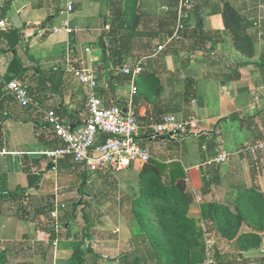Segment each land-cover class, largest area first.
<instances>
[{"label":"crops","instance_id":"crops-1","mask_svg":"<svg viewBox=\"0 0 264 264\" xmlns=\"http://www.w3.org/2000/svg\"><path fill=\"white\" fill-rule=\"evenodd\" d=\"M62 1L64 4L61 0H11L7 6L8 0H0V23H4L0 26V247H21V255L22 243L30 241L31 248L38 250L34 255L39 257L37 252L43 250L46 264L55 251L50 247L53 242L61 248L53 262L64 258L61 264L74 254L69 244L77 246L92 238L95 264H157L133 213L141 196L142 170L132 167L141 164L130 166L113 181L101 174L96 179L89 176L92 173L86 166L72 157L60 158L54 171L46 153L62 143L44 114L23 108L7 85L11 81L28 85L31 97L43 110L57 111L76 129L89 119V91L66 69L67 61L96 69L100 81L96 95L108 106L134 111L141 127L140 143L147 147L156 144L155 149L150 148L152 158L169 173L182 165L187 191L193 197L189 215L206 230L203 206L212 201L231 204L239 189L259 192L264 184V177L250 167H263L264 153L249 161L237 155L245 145L264 139V23L259 20L264 16V0H192L190 19L184 20L185 30L179 34L182 0H138L136 5L134 0H74L72 9ZM225 14L231 16L229 24ZM237 15L240 37L252 39L250 57L235 43ZM137 69L141 72L134 76ZM148 75L159 82H150ZM165 115L194 124L196 138L152 139L149 126ZM232 116L237 119L228 120ZM167 140L176 145L181 140L184 147L167 144L162 152L159 142ZM195 143L198 149L188 148ZM224 150L234 154L231 161L238 160L240 174L251 171L249 179H238L231 170L224 174L226 166L212 163ZM202 173L209 175L211 187L204 186ZM81 183L95 184L96 225L77 229L87 233L82 240L73 237L74 243L62 242L61 229L73 230L71 224L79 209L69 212L61 196H73L82 208L92 199L90 195L84 202L79 196L85 195L78 187ZM56 202H61V210L65 208L57 219L52 216ZM217 250L222 254L221 264H264V245L240 255L236 242L220 240ZM86 260L89 264L87 255Z\"/></svg>","mask_w":264,"mask_h":264},{"label":"trees","instance_id":"trees-1","mask_svg":"<svg viewBox=\"0 0 264 264\" xmlns=\"http://www.w3.org/2000/svg\"><path fill=\"white\" fill-rule=\"evenodd\" d=\"M137 2L138 0H134L135 5ZM6 4L10 6L11 0ZM225 15L226 24H229L231 16ZM238 17L240 16L237 15V19ZM237 19L235 43L250 57L253 53L252 39L248 35L240 37L241 25ZM231 27L234 28L233 24ZM148 80L159 82L156 76L151 75H148ZM153 90L154 88L151 92ZM236 119V116H232L228 120ZM108 138L109 136L104 135L101 141ZM186 179L182 165L178 164L169 173L168 168L155 158L144 165L139 175L140 201L143 200V203L137 204L133 213L152 247L157 264H200L204 261L206 264V236L213 232L220 240L236 242V251L240 255L261 248L264 194L253 189H239L231 204H219L215 201L207 203L202 207L205 230L204 226L189 215L193 197L187 191ZM211 185L209 175L204 174V186L207 188ZM86 254L83 243L80 242L69 263L87 264ZM221 255L220 250H216L218 264H221ZM0 264H10L1 250Z\"/></svg>","mask_w":264,"mask_h":264},{"label":"built area","instance_id":"built-area-1","mask_svg":"<svg viewBox=\"0 0 264 264\" xmlns=\"http://www.w3.org/2000/svg\"><path fill=\"white\" fill-rule=\"evenodd\" d=\"M68 9L73 8L74 0H65ZM191 0H182L179 7V23L176 33L185 30L184 20L190 19V12L193 10ZM4 27V23H0ZM67 31L72 32L69 27ZM89 51V50H88ZM70 72L89 91L88 110L89 119L81 126L73 129L55 110H43L40 104L31 97L28 85L18 81H11L7 85V90L14 96L23 108H32L44 117L58 141L62 146L55 151L46 153L53 161V170H57L59 159L62 157H72L73 160L86 166L91 173L101 175L117 176L122 171L132 165H145L152 158L151 150L143 146L139 141L140 125L134 111L124 109L119 105L108 106L104 100L96 95L100 81L98 72L94 68L77 67L68 60ZM141 69L134 71L136 76ZM125 74H131L129 69H124ZM152 139H159L162 136L176 138L189 136L196 129L194 124L181 121L175 115H165L158 122H153L149 128ZM104 135L109 138L102 142ZM264 153V141L245 145L237 154L243 155L245 161L257 160L259 155ZM234 154L221 151L212 163L224 164L231 161ZM60 207L56 206L53 218L59 217ZM206 264H218L216 261V242L209 235L206 239Z\"/></svg>","mask_w":264,"mask_h":264},{"label":"rangeland","instance_id":"rangeland-1","mask_svg":"<svg viewBox=\"0 0 264 264\" xmlns=\"http://www.w3.org/2000/svg\"><path fill=\"white\" fill-rule=\"evenodd\" d=\"M192 1V0H191ZM61 2L63 3V1L61 0ZM64 4V3H63ZM264 13V12H263ZM260 21H261V23H264V16H263V18H261V19H259ZM263 32H264V30H263ZM263 35H264V33H263ZM242 63V62H241ZM66 69H68V71L70 70V65H68V61H67V66H66ZM194 133H197V131H195ZM167 136V135H166ZM196 136L197 135H194V134H190L189 136H186V137H182L183 139H181V140H185V139H190L191 137L192 138H196ZM162 137H165V135L164 136H162ZM180 138V137H179ZM180 140V142L176 145V143L175 142H171V141H169V140H167V141H165V142H159V143H161L160 144V147H161V149H162V152H164L165 151V148H166V146H167V144L169 145V146H171V147H176V148H182V147H184V145L182 144L183 142ZM157 141V140H156ZM260 141H264V139L263 140H260ZM258 141H256L255 143H257ZM188 145V144H187ZM156 144H153V145H150V147L149 148H151V149H155L156 147ZM197 147H199L198 146V144L197 143H195L194 145H190L188 148H191V149H196ZM150 149V150H151ZM198 149V148H197ZM158 151H160V150H158ZM197 151H199V150H197ZM152 153V152H151ZM238 153V152H237ZM238 155V154H237ZM198 158H199V161H201V156H198ZM239 159V158H238ZM221 168H222V166H226V169L224 170V174H229V170H231L232 171V173L233 172H235V174H236V177L239 179V178H244L245 179V177H247V179H249L248 177L252 174L251 173V171H256V175H262L263 177H264V166L262 167V165H260V166H256L255 168L252 166V164H250V167H252L251 168V171H248V172H246V174L243 172L242 174H240V169H241V165H240V163L238 162V160L237 159H233L230 163H228V164H222V165H219ZM144 168V166L143 165H138V166H134V167H132V169L133 170H136V171H140V170H142ZM86 169H87V171L88 172H90L89 170H88V168L86 167ZM259 170V171H258ZM237 172V173H236ZM100 173H97V174H89V176L91 175V176H94V178L96 179L97 177V175H99ZM102 177H104V179H112V181H113V179H116V178H118L119 177V179L122 177V174H118L117 176H112V175H101ZM202 176H204V173H202ZM210 177L212 178L213 177V174L211 173L210 174ZM100 178V177H99ZM102 179V178H101ZM106 182H111V180L110 181H106ZM121 183H123V182H121ZM69 186V185H68ZM81 186H83V187H81ZM104 186V185H103ZM108 186L109 185H105L104 187L105 188H108ZM111 186V185H110ZM227 186V185H226ZM80 189H82L83 190V194H85V195H82L81 193H80V195L76 192V190H75V195L76 196H83L84 198H85V200H84V202H87V199H88V197L91 195V201L89 202V206H87L86 208L85 207H81V205H80V201H75V199H74V197L73 196H70V195H63V196H61V199H60V201H64L66 204H67V206H68V211L69 212H73V209H75V208H77V209H79V215L78 216H76L75 217V219H74V221H73V224H71V226H73V230H70V231H62V229H61V231H60V233H61V235L62 236H64L63 238H64V240L62 241V242H65V241H69V243H74L75 241L73 240V237H75L76 239H80V240H82V238L84 237L83 236V234H84V230H82V231H80V232H78L77 231V229H85V228H87V226L89 225V224H92V226L95 224V221H96V219H97V212H95L94 211V207H93V205H94V203H95V201H96V199H95V194H93V192H94V187H95V184H90V186L89 185H82V183L78 186ZM91 187V188H90ZM203 191H204V189H203ZM259 191V193H261V194H264L263 193V191H264V184L263 185H261V187H260V189L258 190ZM113 194H114V199L115 200H117V203H118V199H119V190H118V188H115L114 189V191H113ZM120 195H121V190H120ZM93 199H94V203H93ZM137 204H142L143 203V200L142 201H140V199H137ZM56 203H58L57 204V206H59L60 207V205H61V202H56ZM120 203V202H119ZM118 206V205H117ZM80 207V208H79ZM118 207H121V204L118 206ZM62 209V208H61ZM60 209V211H59V216H60V212H61V215L63 216L64 215V212H62L63 210H65V208H63V210H61ZM54 211H55V207H54V209H53ZM54 211H53V213H54ZM53 213H52V215H53ZM57 221H60L59 219L57 220ZM60 223V222H59ZM64 225H65V223H63ZM96 225V224H95ZM209 225V224H208ZM209 227H211V226H209ZM91 232H93L92 230H91ZM137 233V231L135 232V235H137L136 234ZM214 233V232H213ZM207 234V236L209 235L210 237H212L213 238V241L214 242H216V245H218V243H219V241H220V237L219 236H216V235H214V234ZM206 236V237H207ZM262 236H263V244H262V246L264 245V232L262 233ZM56 238H57V235H56ZM87 239V238H86ZM35 241H32V244L34 243ZM55 242V245H57V242L56 241H54ZM82 243H83V249L87 252V259H88V263L89 264H95V260L97 259L96 258V256H95V249H94V245H93V240H92V238H88L87 240H85V239H83V241H81ZM79 243V242H78ZM23 245H24V247H23V251H22V254L21 255H19V253H21L20 252V250H22V249H20L19 247L17 248V249H13V248H11V249H6V248H4V247H0V250L1 251H3L4 253H5V255H6V258H7V262L8 263H10V264H43V257H42V252H43V250L42 251H39V252H37V254L39 255V257L38 256H36V255H34V253H35V251H38V250H36L35 248H31V242L30 241H27V242H24V243H22ZM78 245V244H77ZM52 246V248H54V250L55 251H53L52 250V258L50 259V260H45L44 261V263H46V264H54V259H56V257L54 256V255H56L55 253H56V250H58V248L61 250V248L60 247H56V246H54L53 245V242H50V247ZM71 244H69V250H71V248H73V250L75 249V245L74 246H72ZM20 249V250H19ZM49 249H51V248H49ZM89 250H92V252H89ZM231 250L232 249H229L228 251H229V253H231ZM75 251V250H74ZM68 256H70V254H68ZM72 259V257L70 258V260ZM61 260H64V258H59V259H57V261H59L58 263H56V264H60V261ZM68 260V259H67ZM70 260H68V261H66L65 263H61V264H70L69 262H70ZM225 259L223 258V261H224ZM255 261V260H254ZM252 264H254V263H252Z\"/></svg>","mask_w":264,"mask_h":264},{"label":"bare ground","instance_id":"bare-ground-1","mask_svg":"<svg viewBox=\"0 0 264 264\" xmlns=\"http://www.w3.org/2000/svg\"><path fill=\"white\" fill-rule=\"evenodd\" d=\"M165 137H167V136H165ZM168 137H169V136H168ZM180 137H183V136H180ZM184 137H186V136H184ZM160 138H161V137H160ZM160 138H159V139H160ZM170 138H171V137H170Z\"/></svg>","mask_w":264,"mask_h":264},{"label":"water","instance_id":"water-1","mask_svg":"<svg viewBox=\"0 0 264 264\" xmlns=\"http://www.w3.org/2000/svg\"><path fill=\"white\" fill-rule=\"evenodd\" d=\"M124 112L126 113V110H124Z\"/></svg>","mask_w":264,"mask_h":264}]
</instances>
